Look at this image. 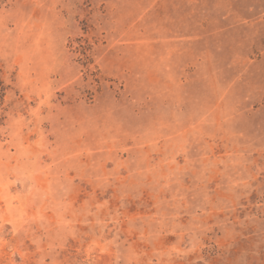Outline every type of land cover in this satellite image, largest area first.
Wrapping results in <instances>:
<instances>
[{"label": "rangeland", "instance_id": "374dc122", "mask_svg": "<svg viewBox=\"0 0 264 264\" xmlns=\"http://www.w3.org/2000/svg\"><path fill=\"white\" fill-rule=\"evenodd\" d=\"M0 264H264V0H0Z\"/></svg>", "mask_w": 264, "mask_h": 264}]
</instances>
